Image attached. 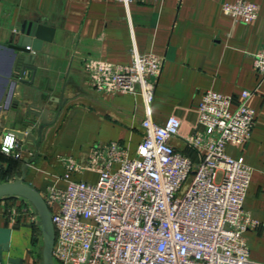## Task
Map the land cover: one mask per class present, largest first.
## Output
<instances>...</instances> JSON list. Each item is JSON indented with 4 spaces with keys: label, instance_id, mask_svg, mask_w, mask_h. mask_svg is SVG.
<instances>
[{
    "label": "crops",
    "instance_id": "obj_1",
    "mask_svg": "<svg viewBox=\"0 0 264 264\" xmlns=\"http://www.w3.org/2000/svg\"><path fill=\"white\" fill-rule=\"evenodd\" d=\"M236 1L0 0V140L11 130L33 127L36 107L60 108L44 130L26 181L42 194L53 184L65 188L69 180L95 182L97 172L70 171L67 163L86 165L100 143L117 141L135 156L144 134L143 97L101 92L90 83L88 69L99 62L130 65L134 49L161 56L152 117L159 123L171 115L181 119L180 136L170 143L196 163L200 154L183 136L200 128L198 104L205 91L239 98L244 89L255 90L249 100L256 111L252 137L226 151L252 167L244 206L260 223L244 235L250 257L264 262V78L254 66L264 46V0H247L259 5L257 18L247 23L223 11L224 3ZM36 20L54 27V36L35 53V76L31 69L21 75L8 44ZM28 148L34 145L24 144L21 158L0 150V182L21 174L23 159L35 156ZM33 214L22 197L0 198V226L12 228L8 256L23 257L24 264L42 261V233Z\"/></svg>",
    "mask_w": 264,
    "mask_h": 264
},
{
    "label": "built area",
    "instance_id": "obj_2",
    "mask_svg": "<svg viewBox=\"0 0 264 264\" xmlns=\"http://www.w3.org/2000/svg\"><path fill=\"white\" fill-rule=\"evenodd\" d=\"M223 11L247 23L257 18L259 5L237 0L224 3ZM163 64V57L134 49L130 65L89 66L90 83L101 92L143 97L144 134L135 156L110 141L97 144L86 165L67 163L70 171L97 172L95 182L77 179L65 188H47L55 264H264L250 257L244 235L260 223L244 206L252 167L226 151L252 137L256 111L249 100L255 90L244 89L239 98L205 91L198 104L200 128L183 136L200 154L196 163L170 143L180 136L181 119L171 115L159 123L152 117ZM254 66L264 78V46ZM23 146L12 132L0 140V150L14 158H21ZM32 221L39 222L35 214Z\"/></svg>",
    "mask_w": 264,
    "mask_h": 264
},
{
    "label": "water",
    "instance_id": "obj_3",
    "mask_svg": "<svg viewBox=\"0 0 264 264\" xmlns=\"http://www.w3.org/2000/svg\"><path fill=\"white\" fill-rule=\"evenodd\" d=\"M55 28L43 24L39 21H32L27 27L22 26L21 34L15 42H10L8 45L14 52V58L17 62V71L24 75L26 69L34 71L35 76L36 67L33 66L35 53L41 49L45 41H52ZM34 51V52H33ZM60 108L54 111L50 108L36 107L33 110L34 126L26 128L25 130H11L18 139L24 144L30 143L34 145V157L24 158L21 165V174L15 179L0 182V198L6 196H19L27 200L34 208V213L39 219L40 229L42 233V261L41 264H55L54 261V246L56 239V230L52 218V211L48 205L42 192L26 181V173L29 164L36 161L37 154L40 150V141L42 139L44 130L47 126L54 123ZM54 114L50 118V114ZM12 236V228L9 226H0V264H24L23 257L8 256L10 251V242Z\"/></svg>",
    "mask_w": 264,
    "mask_h": 264
},
{
    "label": "trees",
    "instance_id": "obj_4",
    "mask_svg": "<svg viewBox=\"0 0 264 264\" xmlns=\"http://www.w3.org/2000/svg\"><path fill=\"white\" fill-rule=\"evenodd\" d=\"M9 197H13V196H6V197H3V198H9Z\"/></svg>",
    "mask_w": 264,
    "mask_h": 264
},
{
    "label": "rangeland",
    "instance_id": "obj_5",
    "mask_svg": "<svg viewBox=\"0 0 264 264\" xmlns=\"http://www.w3.org/2000/svg\"><path fill=\"white\" fill-rule=\"evenodd\" d=\"M91 180H94V178H91Z\"/></svg>",
    "mask_w": 264,
    "mask_h": 264
}]
</instances>
